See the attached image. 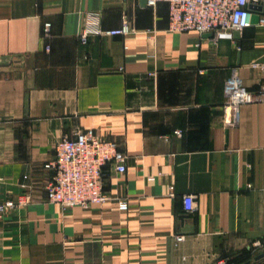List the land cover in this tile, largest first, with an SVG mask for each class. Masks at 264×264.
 Returning <instances> with one entry per match:
<instances>
[{
  "label": "crops",
  "instance_id": "obj_1",
  "mask_svg": "<svg viewBox=\"0 0 264 264\" xmlns=\"http://www.w3.org/2000/svg\"><path fill=\"white\" fill-rule=\"evenodd\" d=\"M124 20L126 34L80 40ZM234 70L264 85V22L213 41L170 31L165 2L0 0V200L21 202L0 217V264H264L250 248L264 233V103L223 124ZM87 129L119 143L125 171L105 166L102 205L48 202L55 142Z\"/></svg>",
  "mask_w": 264,
  "mask_h": 264
},
{
  "label": "built area",
  "instance_id": "obj_2",
  "mask_svg": "<svg viewBox=\"0 0 264 264\" xmlns=\"http://www.w3.org/2000/svg\"><path fill=\"white\" fill-rule=\"evenodd\" d=\"M159 2L168 5L170 31L210 33L213 41L225 36L231 37L232 32L249 26L254 13L259 15L258 23L264 22V0H146L148 6H155ZM49 27L48 22L44 23L43 32L46 36ZM129 31L128 23L124 20L120 27L109 30L85 28L80 34V40L87 42L91 34L116 35ZM256 102L264 103V85L251 91L243 85L234 70L224 86L223 124L236 126L239 122V108ZM126 157L117 141L103 138L91 129L78 131L72 137L62 136L54 144L53 157L44 164L52 172L45 188L46 200L63 208L104 204L108 200L103 190L105 166H111L116 172H124ZM182 202L186 213L195 210L193 194H184ZM19 204L21 202L11 199L0 200V217ZM118 208L127 210V201L119 200ZM174 239L181 242L184 235L177 234ZM250 248L253 251H264V233L251 241ZM216 264H228V260L219 259Z\"/></svg>",
  "mask_w": 264,
  "mask_h": 264
},
{
  "label": "water",
  "instance_id": "obj_3",
  "mask_svg": "<svg viewBox=\"0 0 264 264\" xmlns=\"http://www.w3.org/2000/svg\"><path fill=\"white\" fill-rule=\"evenodd\" d=\"M251 7H254L255 9H259L260 8V6H251ZM258 21H259V15L256 14V13L252 14V16H251V24H257ZM208 35H211V34L208 33ZM233 36L235 38H238L239 37V31H234L233 32ZM262 257H264V253L258 254L257 256L254 257L253 260H258V259H260ZM251 262H252V260H248L247 262H244L242 264H251Z\"/></svg>",
  "mask_w": 264,
  "mask_h": 264
},
{
  "label": "trees",
  "instance_id": "obj_4",
  "mask_svg": "<svg viewBox=\"0 0 264 264\" xmlns=\"http://www.w3.org/2000/svg\"><path fill=\"white\" fill-rule=\"evenodd\" d=\"M233 260H228V264H233Z\"/></svg>",
  "mask_w": 264,
  "mask_h": 264
},
{
  "label": "rangeland",
  "instance_id": "obj_5",
  "mask_svg": "<svg viewBox=\"0 0 264 264\" xmlns=\"http://www.w3.org/2000/svg\"><path fill=\"white\" fill-rule=\"evenodd\" d=\"M251 243V242H250Z\"/></svg>",
  "mask_w": 264,
  "mask_h": 264
}]
</instances>
